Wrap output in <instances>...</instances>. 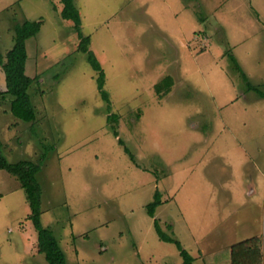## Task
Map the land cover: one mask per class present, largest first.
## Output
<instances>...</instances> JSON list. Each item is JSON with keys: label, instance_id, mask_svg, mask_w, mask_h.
I'll use <instances>...</instances> for the list:
<instances>
[{"label": "rangeland", "instance_id": "rangeland-1", "mask_svg": "<svg viewBox=\"0 0 264 264\" xmlns=\"http://www.w3.org/2000/svg\"><path fill=\"white\" fill-rule=\"evenodd\" d=\"M75 3L110 101L60 0H0L4 56L15 24L43 21L26 42L37 119H18L0 95V136L9 161L41 164L42 223L67 264H186L156 218L193 264H233L248 238L264 264V0ZM29 213L25 189L0 169V264H50Z\"/></svg>", "mask_w": 264, "mask_h": 264}, {"label": "trees", "instance_id": "trees-1", "mask_svg": "<svg viewBox=\"0 0 264 264\" xmlns=\"http://www.w3.org/2000/svg\"><path fill=\"white\" fill-rule=\"evenodd\" d=\"M60 2L63 5L61 9L62 18L73 22L74 29L80 38L78 50L87 53L90 64L98 73V89L101 92L102 97L106 101H110L109 93L105 88L106 73L96 53L89 47L91 37L85 35L82 31L81 13L75 0H60ZM42 24L43 21L41 19L26 20L21 24H15L14 46L7 52L6 56L0 52V65L5 72L7 83V89L0 91V95H3L4 97L10 96V112L18 119L27 122L35 121L37 119V112L29 91L34 79L26 73V64L28 60L26 42L29 38L36 36L40 32ZM162 83H167L165 90L161 88ZM172 85V78L166 77L160 84H156L155 88L158 93H164V96L170 92ZM108 109H110V107ZM118 118L119 116L114 112H109L107 116L109 123H111V121H118ZM112 128L114 134L118 136L119 132L116 127L113 125ZM126 150L128 151L129 149L126 148ZM45 157L46 154L42 156V159H45ZM0 169L8 171L11 175L17 178L26 191L30 207L28 219L33 222L38 233V252L44 253L50 264H67L66 255L58 238L50 227H46L42 223L43 188L37 176L41 169V164L32 160L9 161L4 153V142L0 136ZM161 202V194L157 191L154 200L147 205L150 215H155L156 208ZM155 224L160 238L165 241L175 242L185 257L184 263L193 264V258L182 246L181 241L164 232L158 218L155 219ZM253 240L255 241L256 239L248 238L236 242L232 253L234 259L233 264H237L239 257H241V259H239L240 262L238 264H257L256 261L259 254L252 246L254 244ZM250 241H253V243L248 244Z\"/></svg>", "mask_w": 264, "mask_h": 264}, {"label": "crops", "instance_id": "crops-1", "mask_svg": "<svg viewBox=\"0 0 264 264\" xmlns=\"http://www.w3.org/2000/svg\"><path fill=\"white\" fill-rule=\"evenodd\" d=\"M242 236H244V232L243 231H237L234 234L235 239H238V238L240 239Z\"/></svg>", "mask_w": 264, "mask_h": 264}]
</instances>
